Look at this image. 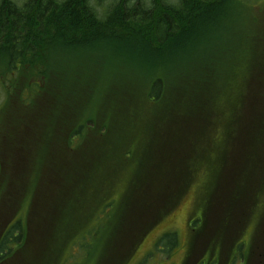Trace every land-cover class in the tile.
Masks as SVG:
<instances>
[{
  "label": "rangeland",
  "instance_id": "374dc122",
  "mask_svg": "<svg viewBox=\"0 0 264 264\" xmlns=\"http://www.w3.org/2000/svg\"><path fill=\"white\" fill-rule=\"evenodd\" d=\"M112 3L91 0L101 16ZM195 24L178 42L167 40L158 48L152 42L121 40L120 29L112 32L113 38L105 32L106 36L87 38L67 52L52 45L47 66L36 60L34 66L15 62L14 68L9 49L0 41V231L8 233L4 244L9 250L0 254V264H44L38 246L47 232L56 242L55 222L61 225V212H69L70 237L65 243L57 241L48 252L52 264H99V254L104 256L102 264H192L196 259V264H206L211 253L215 257L211 264L247 263L264 198V173L262 178L254 165L264 159V139L252 152L245 148L247 139L255 136L256 115L264 111V0H230L222 18ZM45 67L47 79L41 76ZM149 75L161 85L164 80L161 97L149 94ZM174 85L178 89L171 91ZM239 96L244 113L240 134H232L236 142L240 140L236 148L228 132ZM194 98V105H204L195 109L200 117L194 113L180 119L184 128L176 146L153 166L167 144L156 138L164 113L169 109L179 119L178 111L191 106ZM80 100L81 110L68 116ZM115 110L128 123L115 118ZM153 121L151 132L148 126ZM201 127L203 136H197ZM189 134L190 141L185 138ZM105 141L116 149V160L96 163L97 148ZM225 151H232L230 163L220 169ZM106 167L116 175L104 191L103 178L94 171ZM153 168L166 175L165 184L180 186L161 207L165 215L156 221L148 203L140 204L139 192L133 190L146 182ZM228 171L231 196L234 191L244 193L240 207L231 202L234 217L230 215L232 229L223 253L213 248L220 239L217 231H205L192 249L193 231L202 230V218L220 214L212 210L226 199L218 191L228 186ZM243 172L245 178L237 184ZM91 187H101L103 193L91 196ZM74 188H85L82 196L76 197ZM67 192V201L58 204ZM245 219L238 233L236 225ZM18 224L24 234L19 244L13 237L20 233ZM263 229L252 264H264ZM27 232L28 240L19 249ZM164 233H173L175 239L158 243ZM126 242L129 254L122 259L119 252L114 258Z\"/></svg>",
  "mask_w": 264,
  "mask_h": 264
},
{
  "label": "trees",
  "instance_id": "16d2710c",
  "mask_svg": "<svg viewBox=\"0 0 264 264\" xmlns=\"http://www.w3.org/2000/svg\"><path fill=\"white\" fill-rule=\"evenodd\" d=\"M234 1L236 3V0ZM229 4L230 0H177L174 3H167L163 0H151L149 5H147L144 0H113V3L101 16L96 11V7L92 6L91 0H26L20 4L16 3L15 0H0V41H2L4 46L9 49V61L12 63L14 68L15 62H20L21 65L26 64L34 66L33 63L36 60H39L42 64L47 66L48 62L45 58H47V56L52 52L50 50L52 45H57L58 50H61V52H67L64 50H68L69 48L82 44L87 40V38H102L106 36L107 34L105 32H110L108 36L113 38L115 35L112 32H115L118 29L123 31L119 37L121 40L133 38L143 44L146 42H152L155 48H158L167 40H171V43L178 42V37L188 35L195 27L196 22H210L222 18L227 8H229ZM159 38L163 39L162 43L157 42ZM46 70L47 67H45V71L43 70V73L41 74V76L45 79L49 78L48 74H46ZM149 77L152 79L148 81L149 94L156 98L161 97L164 89V80L163 85H161V83L158 82L160 79L157 80V78L153 75H149ZM175 89H178L177 85H174V88L171 91H174ZM88 97L89 95H86L85 99H88ZM241 97L242 96H239L238 106L231 114L229 120L228 140L231 136L232 138L229 142L233 144L236 143V148L238 147L240 140L236 142L235 135L232 134H236V132L240 134L241 131L239 119L244 113L243 101L241 100ZM195 99L196 98L190 100L191 106H184L178 111V114L182 113L179 119H174L176 115L172 114L169 109H167L164 113L162 120H164V117L169 119L163 123L161 120L162 131L156 132L159 136L156 138L166 140L167 144L164 153L160 154L152 163L153 166H156L159 163L161 156L164 155L165 152H170L176 146V138H179L178 133L183 131L184 128L179 124L180 119L194 113H196L195 116L200 117V111L196 112L195 109L201 110L204 108V105L202 104L200 107H198V105H194L196 103ZM262 109L264 110V107ZM79 110H81V100L76 101L73 109L67 111V115H77ZM249 110L250 108H248V111ZM129 112L135 114L134 111L130 110V107ZM114 116L119 119L120 122L124 121L128 123V120L120 113V110H115ZM256 120V127L253 129L255 136L250 137L245 142V148H247L250 152H252L255 147L259 148V144L262 143L264 139V111L261 113L259 112L256 115ZM153 123L154 121L149 123V131H151ZM156 127L157 124L155 129ZM99 129L102 130V127L100 126ZM125 129H129V136V124ZM112 132L116 131L113 130ZM197 136H203L202 127L201 130L198 131ZM185 138L190 141L191 135L189 134ZM96 153V163L102 159L115 161L117 157L116 149H114L112 144L108 141L100 144ZM230 153L227 154V151L222 152L220 169L225 164L228 167L230 163L228 158ZM252 162L253 157L251 156L249 164H252ZM254 165H256V169L263 178L264 159L261 162L254 163ZM94 174L103 178L104 191H106L104 185H106L109 180L114 179L116 175L113 169L107 167L104 170L94 171ZM244 178L245 175L243 172L242 179L237 181V184H241ZM229 180L230 174L228 171V186L220 188L218 191L219 193L225 194L226 199L221 201L223 204L221 207L214 206V209L212 210L219 211L220 214L208 215V218L205 221L202 218V230L198 232L193 231V240L190 241V248L194 247L198 241H200L205 231H211V234L215 231L218 232L220 239L213 247L216 252H222L225 247L227 243L225 238H227L228 234L231 233V223L229 220L232 218L230 217L231 202L235 207H240V201L244 193V189L242 191H234L235 196L232 197L231 192H229ZM165 182L166 175H163L162 172L153 168L146 182L135 186L133 189L134 191L139 192L138 201L140 204L144 205L145 203H148L150 207L148 212L151 216L153 214L154 221L158 219L161 220V218L165 215V212L161 209V207L170 197L175 196L178 187H180L179 184L176 186L175 184L167 185ZM111 183L112 180L110 185ZM80 189L82 191H79L76 188L73 189L76 197H80L84 193L83 191L85 188ZM99 191L103 193L101 187L89 188V194L91 196H96ZM69 195L70 192H67L63 198H58V204L61 205V203H65ZM253 200L255 201V199ZM61 215V225H57L55 222V225L59 228V234L56 242L48 238L49 232H47L45 233V239H43L41 247L38 246L40 252L45 258L44 264H52L50 262L51 259L48 252L56 246L57 241L60 240L65 243L68 237H70L68 232L70 229V220L67 217L69 212H61ZM220 219L223 220V223L218 225L217 222ZM247 220L248 219L239 220L236 225L238 233H240L241 229L245 227ZM152 224L150 226H152ZM263 226L264 225L259 224V222H257L255 226L254 232L256 233V236L254 235V240L256 242H258L257 238H259L262 233ZM15 228L20 230V233H18L17 236H13L14 241L19 244L22 241L24 234L19 224ZM28 232L23 244L18 246L19 249H22L28 240ZM7 234V232L2 234L0 238V254H2V256H4L7 251L9 252L8 249H5L7 248V245L4 244V238ZM141 236L142 234H139V236L134 240V247L137 245V239ZM169 237L175 239V235L173 233H164L160 237L158 243L163 242L164 239H168ZM173 243L174 241H172L171 244ZM111 244L112 243L110 242L109 246H111ZM127 245L128 244L126 242L123 245V248L121 247L117 250L114 258L120 252L121 258L125 259V255L127 256L131 251L127 248ZM253 247L257 248L258 246H255V244L250 245L249 255L246 256V259L248 260L251 258V249ZM188 252L191 256V251ZM212 255L213 254L211 253L210 256ZM103 259L104 256L99 254V264L104 262ZM214 260L215 257H213L207 264H211ZM248 260L245 264H252V262H249Z\"/></svg>",
  "mask_w": 264,
  "mask_h": 264
},
{
  "label": "flooded vegetation",
  "instance_id": "af4514ba",
  "mask_svg": "<svg viewBox=\"0 0 264 264\" xmlns=\"http://www.w3.org/2000/svg\"><path fill=\"white\" fill-rule=\"evenodd\" d=\"M262 198H263V196H262ZM261 198V199H262ZM231 215H232V217H234V211H232V213H231ZM257 219L259 220V224H263L264 225V198H263V200H262V203H261V205H260V210H259V212L257 213ZM233 224V223H232ZM231 229H232V227H231ZM254 231V228H253V230H252V232ZM263 232H264V229H263ZM254 235L256 236V233L255 232H253V235H252V245L253 244H255V246H258V242H257V244H256V241L254 240ZM257 240H258V238H257ZM256 247H253L252 249H251V258L253 257V255H254V253H255V249ZM251 258L248 260L249 262H253L252 260H251Z\"/></svg>",
  "mask_w": 264,
  "mask_h": 264
}]
</instances>
